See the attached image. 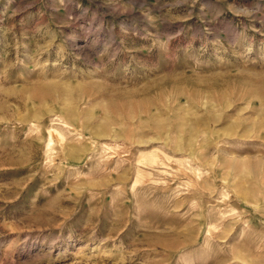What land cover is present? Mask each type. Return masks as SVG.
<instances>
[{
	"label": "rangeland",
	"instance_id": "obj_1",
	"mask_svg": "<svg viewBox=\"0 0 264 264\" xmlns=\"http://www.w3.org/2000/svg\"><path fill=\"white\" fill-rule=\"evenodd\" d=\"M0 264H264V0H0Z\"/></svg>",
	"mask_w": 264,
	"mask_h": 264
}]
</instances>
